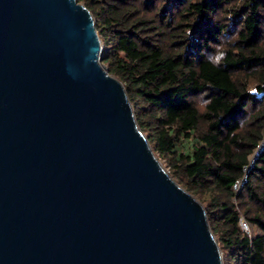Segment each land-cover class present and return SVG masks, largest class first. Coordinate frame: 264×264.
<instances>
[{
  "label": "water",
  "instance_id": "obj_1",
  "mask_svg": "<svg viewBox=\"0 0 264 264\" xmlns=\"http://www.w3.org/2000/svg\"><path fill=\"white\" fill-rule=\"evenodd\" d=\"M77 0H0V264H223Z\"/></svg>",
  "mask_w": 264,
  "mask_h": 264
},
{
  "label": "trees",
  "instance_id": "obj_2",
  "mask_svg": "<svg viewBox=\"0 0 264 264\" xmlns=\"http://www.w3.org/2000/svg\"><path fill=\"white\" fill-rule=\"evenodd\" d=\"M77 1L153 152L204 201L226 264H264V147L233 190L264 137V0Z\"/></svg>",
  "mask_w": 264,
  "mask_h": 264
},
{
  "label": "rangeland",
  "instance_id": "obj_3",
  "mask_svg": "<svg viewBox=\"0 0 264 264\" xmlns=\"http://www.w3.org/2000/svg\"><path fill=\"white\" fill-rule=\"evenodd\" d=\"M82 4V3H81ZM94 18V17H93ZM95 20V19H94ZM97 23V21L95 20V24ZM99 34V33H98ZM99 38H100V41H101V44H102V46H103V52H102V58H104V56H106V54H107V52L109 51L108 49H106L105 48V45L103 44V41H102V38H101V36L99 35ZM101 64H102V66L105 68V70L108 72V65L107 64H103V60L101 61ZM111 76H113V77H115L114 75H112V74H110ZM116 78V77H115ZM200 102V99H197V103H199ZM144 135L146 136V134L144 133ZM151 147V146H150ZM262 147H264V137H263V140L260 142V144H259V146H258V148H256L255 150H254V153L249 157V165H251L252 166V164H253V162H254V160H255V156H256V154L257 153H259L260 152V150H261V148ZM154 153V152H153ZM154 155H155V157L157 158V160L159 161V163L161 164V166H162V168L164 169V171L169 175V177L177 184V185H179L178 184V182L175 180V178L173 177V171H172V168H170V166L168 165V163H167V161L164 159V158H161V157H158V155L156 154V153H154ZM251 168V167H250ZM181 188H182V186L181 185H179ZM183 189V188H182ZM186 191V190H185ZM187 192V191H186ZM239 192V191H238ZM190 194V193H189ZM191 196H193L192 194H190ZM197 201H199L200 203H201V205L203 206V208H204V205H205V203H204V201L203 202H201L200 201V198L199 197H197V196H193ZM205 209V208H204ZM252 233H253V229H252ZM214 238L216 239V241H217V236H214ZM218 243V242H217ZM218 246H219V249H220V251H221V253H222V262H223V264H226V262L228 261V257H227V255L225 254V252H224V250L223 249H221V246H220V244L218 243Z\"/></svg>",
  "mask_w": 264,
  "mask_h": 264
},
{
  "label": "built area",
  "instance_id": "obj_4",
  "mask_svg": "<svg viewBox=\"0 0 264 264\" xmlns=\"http://www.w3.org/2000/svg\"><path fill=\"white\" fill-rule=\"evenodd\" d=\"M253 165V164H252ZM250 167L251 165H249L246 169H245V174L244 176L239 180L237 181L234 185H233V190L237 193L240 189H241V186L242 184L245 182V178H246V175L248 173V171L250 170ZM238 225H239V228L241 229V231L250 236L251 235V232H250V228H249V225L247 224V222L245 221V219L240 216L239 219H238Z\"/></svg>",
  "mask_w": 264,
  "mask_h": 264
}]
</instances>
